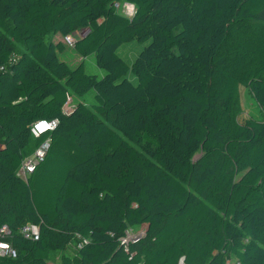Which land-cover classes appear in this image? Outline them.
<instances>
[{
    "label": "trees",
    "instance_id": "obj_1",
    "mask_svg": "<svg viewBox=\"0 0 264 264\" xmlns=\"http://www.w3.org/2000/svg\"><path fill=\"white\" fill-rule=\"evenodd\" d=\"M80 31L72 68L50 37ZM135 41L131 67L118 50ZM263 75L264 0H0V229L17 252L0 264H49L76 238L62 264H264V118L239 122L240 87L264 111ZM40 119L59 124L35 139Z\"/></svg>",
    "mask_w": 264,
    "mask_h": 264
},
{
    "label": "rangeland",
    "instance_id": "obj_2",
    "mask_svg": "<svg viewBox=\"0 0 264 264\" xmlns=\"http://www.w3.org/2000/svg\"><path fill=\"white\" fill-rule=\"evenodd\" d=\"M128 4L126 3H119L117 9L121 14L132 15L135 12V8L131 12L128 11ZM84 34L83 31H80L77 33V35ZM51 40L54 42H61L65 46L64 53L60 54V59L67 62L72 68L77 66L83 59L77 54L75 49L69 45H67L64 42L63 37L57 35V36H51ZM150 43H146L144 45L139 44L138 42H131L128 44H124L119 50L118 54L120 57L124 58L129 64H133L134 61L137 59L139 54L142 52V50L148 46ZM25 51V49L22 46H17L14 51L13 60L17 59L18 56L22 54V52ZM86 62V69L87 72L92 75H97L99 77H103L105 75V72L101 69H99L95 62V57L91 56L85 60ZM129 79L133 83H137V78L133 74H129ZM264 79V75H263ZM240 103L242 108V114L239 117V122L244 123L247 120H255V121H262L264 118V111L263 108L258 104L256 101L255 96L253 93L245 88L240 87ZM93 93H90L86 98L79 99L74 98L71 101V106H74L78 102H84L87 105H90L93 102ZM144 226L137 227L130 229L127 233L126 237L123 240L126 239H133V237L137 236H143L144 235ZM83 243V240L81 238H76L71 242V244L64 250L63 252H53L49 256V264H62V257L64 255L68 256L69 258H74L77 255V250L80 247V245Z\"/></svg>",
    "mask_w": 264,
    "mask_h": 264
},
{
    "label": "built area",
    "instance_id": "obj_3",
    "mask_svg": "<svg viewBox=\"0 0 264 264\" xmlns=\"http://www.w3.org/2000/svg\"><path fill=\"white\" fill-rule=\"evenodd\" d=\"M127 6L129 12H131L133 8H135L130 4H128ZM134 13L132 15L130 14V16L129 15L127 16L131 17L134 15ZM79 37H82V34L77 35V33H75V34H70L63 39L67 45L74 48L76 41ZM2 70H4V68H2ZM72 100L73 99H69V102L65 106L64 112L67 114L71 113V111L74 108V106H71ZM58 124L59 121L56 119H52V120L40 119L35 121L31 125L30 131L35 139H41L43 136L53 132L57 128ZM50 144H51L50 138L46 139L44 142H42L41 145H39L35 149L34 153L30 157L26 158L22 162L17 173V175L22 180H24L25 182L29 181L37 166L46 158L50 148ZM21 233L25 238L34 239V240L39 239V228L35 225L28 224L24 226L21 229ZM135 240L137 241L139 240V238L134 239L133 237V241ZM0 257H12V258L17 257V252L14 249L11 241V231L7 226L0 229ZM179 264H187V263L185 262L184 259H181Z\"/></svg>",
    "mask_w": 264,
    "mask_h": 264
},
{
    "label": "water",
    "instance_id": "obj_4",
    "mask_svg": "<svg viewBox=\"0 0 264 264\" xmlns=\"http://www.w3.org/2000/svg\"><path fill=\"white\" fill-rule=\"evenodd\" d=\"M118 5H119V4H115L116 7H117ZM131 67H132V66H131ZM145 232H147L146 229L144 230V234H145ZM139 237H141V236H139ZM139 237L135 236L134 239L139 238ZM131 241H133V239H126V240H124L123 242H124V243H129V242H131Z\"/></svg>",
    "mask_w": 264,
    "mask_h": 264
},
{
    "label": "crops",
    "instance_id": "obj_5",
    "mask_svg": "<svg viewBox=\"0 0 264 264\" xmlns=\"http://www.w3.org/2000/svg\"><path fill=\"white\" fill-rule=\"evenodd\" d=\"M126 4H127V3H126ZM119 56H120V55H119ZM123 59H124V58H123ZM124 60H125V59H124ZM125 61H126V60H125ZM126 62H127V61H126ZM134 62H135V61H134ZM127 63H128V62H127ZM128 64H129V63H128ZM129 65H130V66H132L133 64H132V65H131V64H129ZM144 229H145V227H144Z\"/></svg>",
    "mask_w": 264,
    "mask_h": 264
},
{
    "label": "clouds",
    "instance_id": "obj_6",
    "mask_svg": "<svg viewBox=\"0 0 264 264\" xmlns=\"http://www.w3.org/2000/svg\"><path fill=\"white\" fill-rule=\"evenodd\" d=\"M119 4V3H118ZM133 6V5H132Z\"/></svg>",
    "mask_w": 264,
    "mask_h": 264
}]
</instances>
